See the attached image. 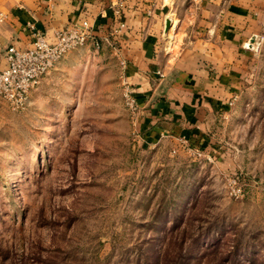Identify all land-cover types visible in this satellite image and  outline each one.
I'll return each mask as SVG.
<instances>
[{"label":"rangeland","instance_id":"1","mask_svg":"<svg viewBox=\"0 0 264 264\" xmlns=\"http://www.w3.org/2000/svg\"><path fill=\"white\" fill-rule=\"evenodd\" d=\"M256 41L186 143L144 139L114 45L68 54L23 111L0 100V264H264V25Z\"/></svg>","mask_w":264,"mask_h":264},{"label":"crops","instance_id":"2","mask_svg":"<svg viewBox=\"0 0 264 264\" xmlns=\"http://www.w3.org/2000/svg\"><path fill=\"white\" fill-rule=\"evenodd\" d=\"M0 11L7 17L2 52L30 48L29 25L52 39L88 21L93 46H115L140 106L139 130L152 147L170 134L201 135L204 122L229 111L264 25V0H0Z\"/></svg>","mask_w":264,"mask_h":264},{"label":"built area","instance_id":"3","mask_svg":"<svg viewBox=\"0 0 264 264\" xmlns=\"http://www.w3.org/2000/svg\"><path fill=\"white\" fill-rule=\"evenodd\" d=\"M192 1L200 5L205 0ZM6 18L0 11V26ZM29 29L34 40L30 48L10 46L4 52L0 51V100L7 103L15 112L29 107L33 90L68 54L86 47L92 40L91 26L86 20L70 24L52 39L37 32L32 25H29ZM95 44L99 48V44L97 42ZM122 66L125 67V64ZM124 86L126 105L133 118H138L140 106L134 89L125 80ZM180 140L187 142L186 138ZM234 194L236 197L241 196V189L234 190Z\"/></svg>","mask_w":264,"mask_h":264},{"label":"water","instance_id":"4","mask_svg":"<svg viewBox=\"0 0 264 264\" xmlns=\"http://www.w3.org/2000/svg\"><path fill=\"white\" fill-rule=\"evenodd\" d=\"M169 27V25H167Z\"/></svg>","mask_w":264,"mask_h":264}]
</instances>
